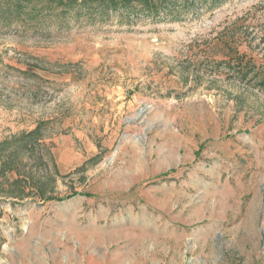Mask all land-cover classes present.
<instances>
[{
	"label": "rangeland",
	"instance_id": "obj_1",
	"mask_svg": "<svg viewBox=\"0 0 264 264\" xmlns=\"http://www.w3.org/2000/svg\"><path fill=\"white\" fill-rule=\"evenodd\" d=\"M68 25L0 23V142L40 124L56 197L0 196V264H264V94L204 66L264 71V0Z\"/></svg>",
	"mask_w": 264,
	"mask_h": 264
},
{
	"label": "trees",
	"instance_id": "obj_2",
	"mask_svg": "<svg viewBox=\"0 0 264 264\" xmlns=\"http://www.w3.org/2000/svg\"><path fill=\"white\" fill-rule=\"evenodd\" d=\"M228 0H0V23L26 31L32 29L48 32L51 27L68 28L70 20H86L94 23L105 21L115 16L123 24H136L143 20L155 22L179 21L189 12L208 5L214 7ZM41 30V31H40ZM227 51L220 60L199 62L197 68L203 65L211 71L227 70L226 78H236L241 82L254 83L264 94V71L260 65L223 43ZM207 70V69H206ZM44 139L41 125L29 132L12 135L0 142V196L24 200L31 194L39 201L53 200L54 179L42 178L31 171L30 167L19 159L18 154L34 153L33 166L43 164L41 141ZM15 173V178L9 179L7 174ZM30 185L32 191L26 193Z\"/></svg>",
	"mask_w": 264,
	"mask_h": 264
},
{
	"label": "water",
	"instance_id": "obj_3",
	"mask_svg": "<svg viewBox=\"0 0 264 264\" xmlns=\"http://www.w3.org/2000/svg\"><path fill=\"white\" fill-rule=\"evenodd\" d=\"M138 112H139V113L142 112V108H140Z\"/></svg>",
	"mask_w": 264,
	"mask_h": 264
},
{
	"label": "bare ground",
	"instance_id": "obj_4",
	"mask_svg": "<svg viewBox=\"0 0 264 264\" xmlns=\"http://www.w3.org/2000/svg\"><path fill=\"white\" fill-rule=\"evenodd\" d=\"M110 160H111V158H110ZM110 160H109V161H110Z\"/></svg>",
	"mask_w": 264,
	"mask_h": 264
}]
</instances>
